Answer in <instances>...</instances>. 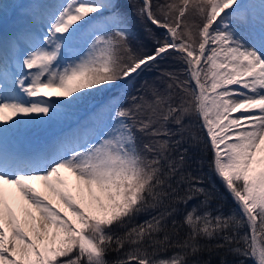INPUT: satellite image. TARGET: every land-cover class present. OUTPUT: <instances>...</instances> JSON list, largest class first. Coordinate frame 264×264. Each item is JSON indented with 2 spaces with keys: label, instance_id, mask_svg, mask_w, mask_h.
Returning a JSON list of instances; mask_svg holds the SVG:
<instances>
[{
  "label": "snow or ice",
  "instance_id": "snow-or-ice-1",
  "mask_svg": "<svg viewBox=\"0 0 264 264\" xmlns=\"http://www.w3.org/2000/svg\"><path fill=\"white\" fill-rule=\"evenodd\" d=\"M199 145L231 204L188 171ZM247 259L264 264V0H0V264Z\"/></svg>",
  "mask_w": 264,
  "mask_h": 264
},
{
  "label": "trees",
  "instance_id": "trees-1",
  "mask_svg": "<svg viewBox=\"0 0 264 264\" xmlns=\"http://www.w3.org/2000/svg\"><path fill=\"white\" fill-rule=\"evenodd\" d=\"M159 2H163V0H159ZM149 27L152 28L153 31H155L158 35L160 34V29L155 28L154 26L149 25ZM137 28L140 29L141 25L139 24V22L137 23ZM141 35H143V33L141 32ZM146 75H150V73L146 74ZM127 99V98H125ZM193 131L198 132L199 129L198 128H194ZM186 147L189 148H197L196 145L193 144H188L186 145ZM203 145H199V150L196 153V163L193 165V167L189 168L188 171L190 172H194V171H199L202 175L203 178L205 180V183L212 187L216 193L218 194L219 198L221 200L227 198L228 203L231 204V198L228 197L227 192L224 190L223 186L220 184V181L209 172L208 168H207V156L208 153L206 151H203ZM190 155H192V153H190ZM144 217H140V219H143ZM162 238V237H161ZM172 250H169V252L171 253ZM110 259L112 258L111 256L109 257ZM205 258H209V259H216V256L213 255L211 257L208 256L207 253H205ZM245 264H254L252 259H247L245 260Z\"/></svg>",
  "mask_w": 264,
  "mask_h": 264
},
{
  "label": "rangeland",
  "instance_id": "rangeland-1",
  "mask_svg": "<svg viewBox=\"0 0 264 264\" xmlns=\"http://www.w3.org/2000/svg\"><path fill=\"white\" fill-rule=\"evenodd\" d=\"M3 2L4 3H9L10 0H4ZM12 3H13V0H12ZM9 8H11V7H9ZM9 8L7 9L8 13H9V16L6 18V21H5V23H6L7 26H10L11 25V22H12V11L10 12V9ZM44 91H47V90H44ZM64 175L65 176H69L70 174L65 173ZM36 185H37V187H38L39 190H41V191L44 190L43 189V186H42V184H40V182H37ZM18 218L20 219L21 226L27 228V225L25 224V217H24L23 213H21Z\"/></svg>",
  "mask_w": 264,
  "mask_h": 264
},
{
  "label": "bare ground",
  "instance_id": "bare-ground-1",
  "mask_svg": "<svg viewBox=\"0 0 264 264\" xmlns=\"http://www.w3.org/2000/svg\"><path fill=\"white\" fill-rule=\"evenodd\" d=\"M3 1H4V0H3ZM6 4H12V0H10V2H9V3H6ZM9 9H10V8H9ZM34 183H37V182H34ZM13 210L16 212V214H17L18 217H19L20 214L22 213V212L19 211V209L16 207L15 204H13Z\"/></svg>",
  "mask_w": 264,
  "mask_h": 264
}]
</instances>
